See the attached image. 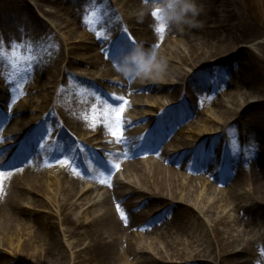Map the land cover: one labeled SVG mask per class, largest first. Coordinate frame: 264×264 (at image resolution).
<instances>
[{
  "label": "rangeland",
  "instance_id": "rangeland-1",
  "mask_svg": "<svg viewBox=\"0 0 264 264\" xmlns=\"http://www.w3.org/2000/svg\"><path fill=\"white\" fill-rule=\"evenodd\" d=\"M20 1L8 0L10 3L0 11V113L2 115L10 113V102L14 104L18 102L22 108L32 109L31 112L27 110L26 113L29 117H33V126L37 128V124L43 116L51 110L55 113L53 107L59 89H62V101L77 103L75 105L77 109L82 108L84 104H91V98L94 96L100 100L99 103L103 101L104 105L108 103L117 109L123 106V111L120 113L121 126H124L125 137L128 140L131 139L134 147L139 144H137V136L133 133V129L137 126H145L146 131L143 134H138L141 137L140 142L142 140L149 146H153L158 141L157 148L153 147L147 153L151 154L156 151L157 156L167 153L164 158L167 156L182 157V154L188 153L186 157L193 162L195 155L192 151H197L200 145L211 142L216 145V151L220 153L228 150L232 145H238L236 142H239L240 139L235 137L236 132L233 129L239 131L241 127H246L245 124L235 122V117L231 116L232 111L238 112L246 109L253 113L264 114V0H197V4L203 8L200 14L201 18L198 17L202 21V27L192 28L187 23L180 22L179 28L176 26L174 29L169 26L163 32H158L154 13L150 14L148 11V6L153 3V0H150L148 4L145 3V0H141L139 3H134L131 0H96L106 3L98 7L99 14L96 6L92 5L93 0H88V3L81 8L74 7L78 5L79 0ZM159 2L166 3L167 0H159ZM77 12L82 18L104 15L101 28L89 31L83 28V25L75 27L69 24L68 26L67 24L71 20L76 23L73 19H78ZM144 20L155 22L154 25H151L152 33H150L151 26L142 25ZM112 25L116 28L110 31ZM71 27H74L72 32ZM75 28L77 29L75 30ZM253 31H256L257 35L251 37L250 33ZM147 35L153 39L151 42L147 40ZM260 36L261 38L257 39ZM137 43L142 44L145 49H148L151 44L159 46L160 53L168 60L167 72L164 74L166 77H162V79L164 83L166 80L168 84L175 83L169 90L163 91L165 97L158 101L144 99L143 106L141 104L134 106L136 101L131 97L127 99V96L118 100V96L114 94L113 90L121 89L120 85L105 83L107 80L123 83L126 79L114 70L111 62H109L111 65L108 66L112 68L116 76H105L103 69L108 66L104 63V54L101 56L103 66L94 68L77 65V69L70 70L66 65L68 61H71L69 60L71 56L74 60L83 59L89 62L91 61L89 56L93 53L100 55L99 52L104 46H109L110 50L115 47L119 51H130ZM110 50L108 53L112 52ZM240 50L246 51L250 56L251 54L256 56V60L252 57L255 63L251 62L250 57L249 63L246 61L245 68H242V57L240 59L237 57ZM65 71H67L66 75ZM66 76L80 79L82 78L80 76H83L87 82L84 85L64 88ZM183 76H187L186 83L187 79L191 77L188 84L181 82ZM171 79L172 81H170ZM91 80L95 82H91ZM147 80L132 82L140 86L153 84L146 83ZM89 86H93L92 89ZM203 86L207 88L206 92H203ZM244 91H250L251 94L248 95L245 92L246 102L252 106L246 107L248 104L242 106L240 97ZM11 99L14 100L10 101ZM165 100L171 105L163 106ZM105 107L109 106H104L103 110ZM161 108L164 110L162 111ZM150 110L157 111L155 113L158 116L149 119ZM136 114L140 117L139 123H136L134 119ZM8 119H13V115ZM73 119L78 120L77 117ZM169 120H172L173 129L170 133L173 135L174 145H181L180 148H182L178 154L159 150L165 141L163 140V129L160 130V128L165 123L168 124ZM173 120H175L174 124ZM149 123L152 125L151 128L147 127ZM231 125L232 127H230ZM82 127L83 130H78L75 133V130L73 132L64 126V130L66 134L70 135L72 142L68 145L71 150L65 152L66 158H63L62 161L74 157L73 150L76 143L79 142L83 145L82 149L87 157L82 159V162L87 163L85 164L86 170L90 172L89 167L95 166V163L99 161V156L104 158L108 154V151H105L108 145L103 146L98 142L99 140H94L96 135L93 128L86 125H82ZM152 129H157L158 132L155 134L156 131H151ZM58 133V131H40L39 134H31V152H40L42 159L44 155L48 156V152L52 153L54 141L63 140V135L57 137ZM113 138V136L105 135V139ZM60 151L64 153L65 150L60 149ZM211 158L212 161L208 169L214 167L215 161H218L219 164L220 158L217 154L212 155ZM261 159L263 160L262 157ZM247 162L248 165H252L251 160ZM77 163L79 164V158L75 160L73 167L68 168L67 173L69 179L74 180L76 184L71 188L70 184L66 183L63 186V191H58V193L54 191V185H52L54 173L55 175L57 173L52 170V164L43 165L38 176L47 184L44 183L45 188L38 193V198L44 205L31 206L29 199L31 195L29 194L24 196L28 200H21V206L25 211L24 216L20 217L14 214V219L19 222L16 223L15 220L14 224H7V227L11 228L12 234L6 235L7 239L4 243L0 242V251L4 252L6 257L2 264H132L131 262L143 264L144 260L153 261V264H201L200 260L206 261L202 264H232L229 254L233 251L237 252L241 249H249L254 253L262 251L263 247L259 243V236L264 232V215L258 216L252 221L250 227L246 228V232L240 234L232 220L237 219L240 215L246 217L243 214L245 209L241 210L240 215L236 213L233 206L218 207L215 210V206L218 204L213 203V199L204 209L216 211L214 215L219 213L226 224L225 226H223L224 223L218 224L217 232H215L214 223L221 218L209 219L204 213L198 212L201 220L206 223L203 224L205 229L200 228L198 226L200 224L194 220L196 217L190 206L180 210L177 218L176 216L172 219L169 218L170 214L169 216L161 215L159 212L165 208L166 202L174 200L167 196L160 199L165 206L150 212V219L143 222L148 229L160 228L155 237L159 239L162 234L164 236L163 241H160L163 246L161 245V249L158 248L161 250L162 256L157 254L158 250L155 252L153 244L150 245L149 241L144 239L145 234L138 227L124 232L129 236L122 235L121 232L117 233L118 236H113L112 238L119 240V245L113 241L111 243L109 241L112 238L107 230L114 231L112 227L103 228L101 232L92 225L96 224V218L104 212V206L100 203L108 196L102 197V192L98 188H89L90 191L85 195L79 193L83 188L81 183H84L86 171L83 168H77ZM153 165L154 163H150L147 159L140 161L139 166L144 170L141 179L148 180L145 178L147 177L145 173H151ZM160 165L164 168L173 166L172 163H165V161L160 162ZM248 167L245 165V169ZM115 168L117 165L110 171L112 174L106 173V178L110 175L111 182H115L117 186L127 192V195L132 193L130 191L146 190L142 186L143 182L139 176L124 175L121 167L118 170L119 175H116V172H113ZM191 170L194 171L183 173L186 176H204L205 174L195 167H191ZM230 178V169L223 166L219 180L228 184ZM11 180H14V176L11 177ZM183 181L186 180L183 179ZM167 187L169 186H165L166 191ZM74 193L75 195L72 196ZM69 197L71 198L69 199ZM125 199L127 196L122 197L120 202L123 203ZM146 199L139 194L134 195L132 207L127 206L129 213H132L133 216L136 214L138 219H143L141 214L146 213L141 210L147 209L145 207ZM200 200L202 202V198ZM96 202L98 205L88 209V212L83 209ZM62 203L65 209L69 206L72 210H67L59 215L57 207ZM72 203L77 206L71 205ZM175 204L177 207H181L180 202ZM240 205L247 206L245 203ZM38 215L49 216L51 224H34L40 229L44 228V231L38 242L28 241L31 250L26 248L28 251H24V242L27 241L25 235L32 233L33 230L29 224H22V219L34 218ZM82 222L84 224H81ZM17 233H19V237ZM218 236L223 238L229 236L235 242L237 241L238 245L229 249L228 252L221 253L219 252L220 247L216 243ZM11 237L15 241L16 239L20 240L23 249L9 246L8 239ZM130 237L137 250L135 254H128V251H124L127 244L125 239L128 240ZM123 240L125 241L124 248H122ZM137 240L139 244L136 243ZM50 241L54 252L46 257L40 253L45 250ZM107 247L110 248V253L106 250ZM34 248L37 253L35 256ZM196 253H199L200 257L209 256L199 257V260L195 259ZM28 255H32V258H29ZM128 255L134 256L129 257ZM246 258L252 261V255ZM196 261L199 262L195 263ZM258 262H260L259 258Z\"/></svg>",
  "mask_w": 264,
  "mask_h": 264
},
{
  "label": "bare ground",
  "instance_id": "bare-ground-1",
  "mask_svg": "<svg viewBox=\"0 0 264 264\" xmlns=\"http://www.w3.org/2000/svg\"><path fill=\"white\" fill-rule=\"evenodd\" d=\"M10 1V0H9ZM13 1V0H11ZM15 1H20V0H15ZM132 2H137L139 3L141 0H131ZM21 2V1H20ZM150 2V0H147V4ZM154 2V0H153ZM10 2L8 0H0V11H2L3 7H7V5ZM13 3V2H12ZM88 0H79L78 5L74 6L75 8H81L83 5L87 4ZM106 4L103 1H96L93 0L92 5L96 6L97 13L99 14L100 11L98 9L99 6H103ZM150 4V3H149ZM4 12V11H3ZM23 15V14H22ZM78 19H73L76 23L70 21L67 25L71 24L72 26H79L83 25V28L89 30V31H94L97 28H101L102 20L104 19V15H100L99 17H89V18H82L80 14L77 12ZM201 18V16H199ZM152 19V17H150ZM198 19V18H197ZM199 20V19H198ZM6 23L8 21L5 19ZM202 22L201 20H199ZM147 22V23H146ZM154 25L155 22L150 20L143 21L142 25L147 26ZM179 24L175 21L171 22L169 26L171 28H176ZM116 28L114 25L110 27V31L114 30ZM71 32L74 31V27H71ZM77 28H75L76 30ZM80 29V27H78ZM153 28L151 26L150 33H152ZM231 31V30H230ZM251 37H254L257 35L256 31H253ZM147 40L151 42L153 40L151 37L147 35ZM260 37H257V39H260ZM259 43V42H258ZM154 45L151 44L148 49L152 48ZM108 50H110L109 46H104V48L101 49L99 52L100 55H97L96 53H93L92 55L89 56L91 61H84L83 59H78L74 60L73 58H69L68 65L67 67L70 70H75L77 69V65H81L84 67H99L103 66L104 63L108 65H111L113 60H118L122 55L127 53L128 51H119L115 47L110 50L112 52L108 53ZM103 52V53H102ZM104 54V55H103ZM104 56L103 58L105 59L104 63L101 58V56ZM239 59L242 57L241 60V67L245 68V62L248 61L249 63V58L251 57V62H254V59L256 60V56L248 55L246 51L240 50L237 56ZM254 59H253V58ZM111 62V63H109ZM250 65V64H249ZM105 76H115V72L112 70L111 67H105L103 69ZM65 75L67 74V71L64 72ZM80 78H68L67 76L65 77L64 81V88L68 87H76L79 85H84L86 84V79L83 76ZM166 76L164 75L163 78ZM186 77L183 76L181 82L184 84H188V81L191 77L187 79L186 83ZM172 81V79L170 80ZM185 81V82H184ZM112 83L116 84L115 82H110L106 81L105 83ZM153 83L149 86L142 84L144 86H140L135 84L132 81L126 80L123 83H119L121 89L119 90H113L114 94L118 97H124L128 96L132 98V100L136 101V105L134 106H139L140 104L142 105L144 103V99L146 100H155L158 101L159 99H162V97H165L163 94V91L169 90L171 86L175 85V83L171 82L170 84L164 83L163 79H155V80H147L145 81ZM156 83V84H155ZM118 84V83H117ZM45 86V85H43ZM62 87V86H61ZM203 92L207 91V88L205 86L202 87ZM61 92L62 89H59L57 96L55 97V103H54V111L55 113L51 110V112H48L45 116L42 117V129L43 131H55L57 128H60V126H66L69 128L71 131L75 133L76 131L83 130V126H87L89 128H93L95 130V135L96 137L94 140H99L98 142L100 143V138H103L102 136L105 135H111V128L115 127L114 124H110L109 117H112L114 119L115 117V112L112 111L114 109H117L115 106H111L108 103L109 107H105V110H103V107L106 106L104 105V102L101 101L99 103V99L97 97L91 98V104H84L82 108L77 109L75 105L77 103H72L70 101H62L61 99ZM138 93V94H134ZM241 93L240 100L243 103L242 106H245L249 102H246V94ZM250 92V91H249ZM247 92L248 94H251ZM149 93V94H148ZM14 99H11L10 101H13ZM166 101V100H165ZM172 102V101H170ZM168 104L166 101L165 104ZM20 103L16 102L15 104L13 102H10L9 105H11V113L15 115L14 119H8L9 116L3 117L1 115L0 118L5 120H9L7 124H5V128L3 127V123H0V136H4V132L7 131V125H12L14 127V131H12V138H20L21 140L23 139L25 141V135L27 133H30L32 127H33V122L34 119L33 117H29L27 115V110L24 109L21 106H19ZM132 106V105H131ZM252 106L251 104H248L246 107ZM28 111H32V109H29ZM255 111V110H252ZM98 112V113H97ZM44 113V112H42ZM50 113H53V115H50ZM121 112H119L120 120H122L121 117ZM150 113H152L151 116H155L156 113L154 110H150ZM232 113H234L232 115ZM264 114H257L251 112V110H242V111H232L231 116H234L235 122H239L241 124H245V127H241L239 131L233 129V131L236 132L237 138L239 142L238 145L234 146L232 145L231 148H229L226 151H222L220 153L219 151H216V145L212 144L209 142L206 145H200L199 149L195 151L193 154L200 155L198 162H194V164H191L190 161H188V153L182 154L181 160L179 162H176L175 159H173V156H169L168 159L169 162L172 160L173 166L170 168H164L160 165V162L163 160H167V158H164L162 154H159L158 156L156 154H153L151 156H145L147 158L150 157L148 160L150 163H154L152 167V172L145 175L148 178L147 179H141V176L144 175V170L139 166V163L137 161L131 160V157L133 155L132 152H136L139 149L150 151L151 148L154 147L157 148L158 141H156L153 146H149L147 143L143 144L142 146L137 145L136 147H133L131 139L128 140L125 137V130L124 126L120 125V130H121V135L123 139L117 140L116 137L113 138V142L115 143L114 145L111 146V149L113 151L112 154V161L108 162L107 165L101 161L94 169L90 170L88 177L89 178H95V180L91 181V183L88 186H93L96 183L97 185H103L104 183H107V188L105 187V192H107L108 197L104 199L100 205L104 206V212L96 218V224H92L95 228H97L98 231H103V228L106 229L107 227H112L113 230H107L110 232V237L112 238L113 236H118L117 233L121 232L122 235L127 236V233H124L126 231H131V229L134 227H138L139 229L143 230L145 236L144 239L149 241V244H153V248L155 247V252H157L158 248L161 249V245L163 246V243L160 241H163V234L159 239L155 237V235H158V231L160 228L156 229H148L145 225H140L143 224L144 221L149 219L150 212H154L156 208H161L163 205V201H160L161 198L164 197H169L171 199H174L172 201L166 202L165 208L160 211L161 215L169 216V218H174L178 216V212L184 207L190 206L191 210L195 214L196 219L195 222L200 225H198L200 228L205 229L203 224H206L205 221L201 220V216L198 214L199 213H204L209 219H212L214 217L221 218L219 213L214 215L216 211L210 210V209H204L205 206H208L210 204V201L213 200V203L218 204V206H215V210L218 209V207H225L229 208V206H233L236 210V213L240 215L241 210L245 209L243 214L246 215H240L232 220L234 222V227L237 228V232L245 233L246 228H249L250 225L252 224V221L255 220L258 216L264 215ZM17 116V117H16ZM77 117L78 120H74L73 118ZM37 118V117H36ZM135 121L136 123H139L138 120L140 117L138 114L135 115ZM245 121V123H244ZM142 122V121H141ZM175 123V120H173V124ZM169 127L164 128V132L168 134V132L172 129V120L168 123ZM3 127V128H2ZM147 127L151 128L152 125L148 124ZM228 127V126H227ZM232 127V125L230 126ZM220 129H222L220 127ZM224 130V129H223ZM146 131V127H135L133 129V133L136 134L137 137L141 138L138 136V134H143ZM61 133L63 134V140L60 142H56L55 145H60L61 150L67 149L69 144L72 142V139L70 135L66 131L61 128ZM101 135V137H100ZM94 137V136H93ZM19 139V138H18ZM166 143L164 146L161 147V149L170 151L173 150L174 152H181L182 148H180L181 145H174V139L171 137H168L167 139L165 138ZM110 142V141H108ZM114 146V147H113ZM203 148H206V150H203ZM160 150V147H159ZM111 152V151H110ZM156 153V151H155ZM51 154V153H47ZM59 154V151L56 149H52V155L53 157L57 156ZM150 154V153H149ZM166 154V153H165ZM164 154V155H165ZM217 154V156L220 158L219 164L218 161H215L214 167H211L208 169V166L210 165L212 161V155ZM111 153L109 154L110 157ZM253 155V156H252ZM85 157V156H84ZM173 157V158H171ZM263 158V160L260 158ZM158 161H156V160ZM248 160H251L252 165H248ZM128 162V163H127ZM46 163L45 159L41 158V153H32L30 150V142L27 140L25 142H20V147L18 150L15 152L14 157L11 159L3 158L0 160V242L4 243L7 234H12L11 228L7 227V224H14L13 222L16 220L19 222V220L14 219L16 214L17 216H24V208L21 206V200H26L27 198L24 197L26 194L31 195L30 199V204L31 206L37 207V206H43L44 204L42 203V200L38 198V193L42 192L43 188H45V185L43 180H41V177L39 178V172L42 169V166ZM57 162L55 165L58 167L60 164ZM121 165V168L123 167V170L126 171L124 172V175H128L129 177L131 176H139V179L143 182V187L146 189L145 191H130L129 195H127L122 188L118 187L117 185L113 184L110 181V176L106 178V173L108 174L110 171L113 170V165ZM20 165L18 168H14L15 166ZM245 165L249 166L248 169H245ZM223 166L228 167L231 171V180L228 184H226L223 181H220V170ZM161 167V168H160ZM191 167H196L198 168L199 171L204 172V176H186L185 171H190ZM11 168V169H10ZM177 168V169H176ZM8 170V171H5ZM67 169L57 173L55 175L54 173V191L58 193V191H63V186L66 185V183L70 184V187L74 186L76 182L74 180H71L66 176V171ZM184 170V171H183ZM111 173V172H110ZM189 174V172H188ZM230 174V173H229ZM14 176V180H10V178ZM97 179V180H96ZM183 179L186 181L184 182ZM189 179V180H188ZM88 180L85 181V184L87 183ZM141 182V183H142ZM195 182V184H193ZM94 183V184H93ZM47 184V183H46ZM83 184V183H82ZM165 186L167 187V191L165 189ZM157 188V189H155ZM76 189V187H75ZM163 189V190H162ZM247 189V190H245ZM82 195H85V193L88 191L87 188H81L80 190ZM148 191V192H147ZM165 191V192H163ZM136 194H139L140 196L147 198L145 201V207L147 209L141 210L145 212L146 214H141V217L143 219H138L136 214L133 216L132 213H129V208L127 206L132 207L133 202H132V197ZM75 193L72 195L74 196ZM105 195V197L107 196ZM124 196H127V199L123 203H118L117 199L122 198ZM129 196V197H128ZM77 197V195H76ZM160 197V198H158ZM71 197H69L70 199ZM202 198V202L201 199ZM28 200V199H27ZM57 201V199H56ZM177 202H180L181 207H177ZM201 202V203H200ZM185 203V204H184ZM200 203V204H199ZM245 203L247 206L242 207L240 204ZM69 205V203H67ZM71 205L77 206L75 203H72ZM70 205V206H71ZM98 205V203H93L91 205L92 208L94 206ZM80 207V206H79ZM189 208V207H188ZM189 208V210H190ZM211 208V207H210ZM59 210L58 214H63L67 210H72L68 206L67 209L64 208V204H59L57 207ZM85 211L88 212L86 208ZM144 209V208H143ZM213 209V208H211ZM86 212V214H87ZM190 212V211H189ZM67 215V213H66ZM138 215V214H137ZM168 218V219H169ZM49 216H35L34 218H28V219H22V224H29V227L33 230L32 233L25 235L27 236L25 239L27 241L24 242V251L31 250V247L28 245V241L33 240V242H38L40 239V236L42 235V232L44 231V228H38V226H35L34 224H51ZM135 222V220H137ZM224 223V224H223ZM81 224H84L82 222ZM215 226H214V231L217 232V225L218 224H223L225 226V220L221 218L220 220L215 221ZM8 228H6L5 226ZM197 226V225H196ZM161 227V225H160ZM7 229V230H6ZM264 231V229H263ZM18 237H19V233ZM23 234V233H22ZM24 235V234H23ZM129 236V235H128ZM138 237V236H137ZM129 238V237H128ZM143 239V240H144ZM9 246L19 247L20 249H23L22 243L20 240H13V237L9 238ZM126 244V250L125 252L128 251L130 253H137V250L135 248V245L130 237L129 242L127 239ZM159 240V241H157ZM115 242L116 244L119 245V240L112 238L109 242L112 243ZM157 241V242H156ZM239 242V239H238ZM15 243V244H14ZM137 244H139V241H136ZM166 243V242H165ZM216 243L219 245L220 249L219 252L225 253L224 251H227L231 248H235L238 244L237 241L231 239V237L227 236L225 238L218 236L216 239ZM259 243L262 245V251L258 253H254L253 251L249 249H241L239 251H233L229 254L231 257V262L232 264H264V232L262 235L259 236ZM236 244V245H235ZM156 245V246H155ZM52 242H48L46 245L45 250H42L40 254H44V256L48 257L51 255L52 252ZM125 246V241L123 240V246ZM35 247V246H33ZM227 247V249H226ZM110 253V248L107 247V249ZM104 250V251H106ZM36 252V249L34 248V253ZM157 254L159 256H162L161 250H158ZM210 254V253H209ZM33 255V254H32ZM32 255H28L29 258H32ZM37 255V253L34 254V256ZM252 255V261L247 259L246 257ZM129 257H133L134 255H128ZM209 256V255H207ZM206 255H203L200 257L199 253L195 254V259L207 257ZM200 257V258H199ZM220 257V255H219ZM223 257L225 255L223 254ZM246 258V259H245ZM258 258L260 259V262H258ZM6 257L4 256V252L0 251V264L3 263V260H5ZM125 259V258H124ZM199 261H196L195 263H198ZM206 262L205 260L202 261L200 260L199 263H204ZM125 263V262H124ZM132 264H141L140 262H131ZM143 264H153V261H148L144 260Z\"/></svg>",
  "mask_w": 264,
  "mask_h": 264
},
{
  "label": "clouds",
  "instance_id": "clouds-1",
  "mask_svg": "<svg viewBox=\"0 0 264 264\" xmlns=\"http://www.w3.org/2000/svg\"><path fill=\"white\" fill-rule=\"evenodd\" d=\"M147 3V0H145ZM150 14L154 13L156 27L163 32L173 21L187 23L192 28L202 27L203 24L197 19L203 11L197 0H167L160 3L159 0L148 6ZM114 70L129 81L160 79L167 72L168 60L159 51V46L145 49L137 43L129 52L122 55L118 60H113Z\"/></svg>",
  "mask_w": 264,
  "mask_h": 264
},
{
  "label": "snow or ice",
  "instance_id": "snow-or-ice-1",
  "mask_svg": "<svg viewBox=\"0 0 264 264\" xmlns=\"http://www.w3.org/2000/svg\"><path fill=\"white\" fill-rule=\"evenodd\" d=\"M158 31H162V29H158ZM117 99L121 100L123 98L117 97ZM112 111L115 112V117H114V119L112 117H109V121H110V124H114L115 127L111 128V135L113 137H116L117 140H120V139H123V137L121 135V130H120L121 120H120L119 112L123 111V106H121L119 109H114ZM117 167H118V165H117Z\"/></svg>",
  "mask_w": 264,
  "mask_h": 264
}]
</instances>
